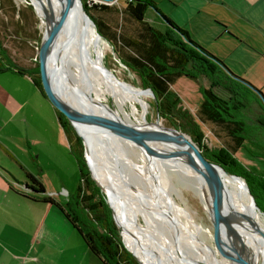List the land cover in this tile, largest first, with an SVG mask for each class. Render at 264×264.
Listing matches in <instances>:
<instances>
[{"label":"trees","instance_id":"16d2710c","mask_svg":"<svg viewBox=\"0 0 264 264\" xmlns=\"http://www.w3.org/2000/svg\"><path fill=\"white\" fill-rule=\"evenodd\" d=\"M82 1L97 31L113 46L119 60L140 77L144 89L153 91L159 118L185 134L208 160L244 178L257 206L264 213V171L249 170L233 161L247 141L246 124L240 117L242 108L248 105L257 108L261 115L259 124L264 131L263 93L196 43L186 29L159 9L154 0H110L115 2L109 4ZM120 4L123 7H119ZM26 11H31L34 19L37 18L30 2L21 7L15 0H0V72L12 71L31 77L48 99L41 82L38 58L35 66L28 68L19 62L8 45V42L19 44L15 38L38 39L40 47L42 38L37 28L30 34L27 31L29 19ZM182 77L196 81L204 79L209 84L201 86L203 99L197 109V117L173 89ZM57 114L72 151L77 153L81 181L66 203L52 196L43 197L42 202L56 207L70 221L87 249L102 264H140L124 246L106 195L91 176L81 138L68 118L59 110ZM199 121L222 134L225 138L221 148L223 152L206 150L201 146ZM27 179L28 189L32 192L46 193L40 178L29 173Z\"/></svg>","mask_w":264,"mask_h":264},{"label":"bare ground","instance_id":"6f19581e","mask_svg":"<svg viewBox=\"0 0 264 264\" xmlns=\"http://www.w3.org/2000/svg\"><path fill=\"white\" fill-rule=\"evenodd\" d=\"M32 1L45 27L59 12L64 2V0ZM53 46L54 60L52 62H55L50 69L54 71L53 83L55 88L62 95L77 101L89 117L100 118L104 123H115L121 126H146V116L149 110L147 104L148 92L119 80L114 73L105 67L103 58L106 53V42L102 36L98 35L95 24L90 19L88 20L83 17L79 2L74 3L72 9L65 17L55 37ZM69 76L74 78V85H70ZM71 89L74 90L71 91ZM93 94L97 95L96 105L93 104ZM100 96H103L105 99L112 97L114 104L117 106L115 113L119 117L120 115L123 117L116 120L104 115L103 100ZM128 106L131 107L130 111L127 109ZM139 114H141V118L138 117ZM149 128L155 130L153 126H149ZM81 132L93 154L95 163H92V169L96 166L103 171V178L108 182L110 193L115 198L113 205L123 220L124 240L129 249L143 264H169V261L168 257L157 253V246L154 242L157 241L160 235L159 231L155 230V227L149 228L155 230L152 239H147L141 235L139 230L142 227L140 222L141 217L144 218L147 226H158V228L160 225L166 226L179 246H189L187 242L189 240L192 241L194 243L192 246L196 248L200 256H207L206 259L200 258L207 260L209 264L211 262L212 264H225L226 261L223 259H215L212 256V251L200 240L196 239L197 237L191 232V229L188 231L187 228L181 227L165 210L162 209L160 211L161 205L159 203L158 206L157 204L154 206L149 205L148 194L142 191V193H138V191L134 190L131 183L135 182V178L133 179L128 173L129 171L130 173L132 172V168H140L131 163L132 160L127 154H122L124 153L122 148L124 147V142L134 144L132 141L108 132L99 134L82 130ZM143 140L150 148L161 153H187L183 144L171 136L156 134L144 137ZM95 144L101 147L103 151L95 146ZM114 146L120 157L116 156ZM151 158L157 164L162 159V161H168L177 170L183 171V174L193 182L195 189L207 202L210 214L218 227L219 234L225 239V242L232 246L235 263L249 264V261L250 264H255V262L261 264V261H257L256 259L264 260V253L258 246L261 245L264 249V216L254 206L244 180L235 178L224 169H217L221 182L227 192L225 203L233 210L242 225L247 228L246 230L251 233L252 236L249 238H245L233 226L228 217L222 214L220 204L213 192L206 170L193 166L173 155L164 157L158 154L151 155ZM124 165L129 166L130 170H125ZM159 212H162L161 215H157ZM156 216H163L166 218V221ZM222 231L228 234L230 238L224 237ZM140 246H144L147 252L153 253L154 256L150 257L148 255L149 260L143 259L136 253L137 248ZM250 248L252 249L251 253ZM177 253L179 252L177 251ZM195 261L198 263V260ZM195 261L194 263H196Z\"/></svg>","mask_w":264,"mask_h":264},{"label":"crops","instance_id":"0c3cea01","mask_svg":"<svg viewBox=\"0 0 264 264\" xmlns=\"http://www.w3.org/2000/svg\"><path fill=\"white\" fill-rule=\"evenodd\" d=\"M154 1L203 46L219 38L228 44L227 52L213 51L217 58L241 51L258 64L264 62V0ZM17 75L21 74L0 72V264H102L63 214L42 202L45 196L67 202L61 199V188L69 197L73 194L62 181L60 167L42 160L52 150L41 127L46 114L53 115L52 106L29 76ZM65 135L59 132L57 142L64 148ZM29 173L40 178L45 194L28 189Z\"/></svg>","mask_w":264,"mask_h":264},{"label":"rangeland","instance_id":"374dc122","mask_svg":"<svg viewBox=\"0 0 264 264\" xmlns=\"http://www.w3.org/2000/svg\"><path fill=\"white\" fill-rule=\"evenodd\" d=\"M15 1L17 2L18 6L21 7L29 4L30 2V0ZM90 1L94 3L95 0ZM107 2L114 3L115 1L108 0ZM119 7L123 6L120 4ZM25 14L29 19V23L26 24L29 34L30 32H33V29L37 28L38 35L42 38L45 30V25L42 23V18L39 13H36L37 18L35 19L31 11H26ZM15 40L18 41L17 43L19 44L15 45L11 42H8V45H10L13 52L16 53L19 62L28 68L35 66L39 53V46L37 42L38 39L34 41L32 39L21 40L19 38H15ZM194 41L200 44L198 41ZM105 42L107 46L106 53L103 58L105 67L112 73H114L119 80L125 81L135 88H141L145 90L142 86L140 77L137 74L133 73L126 65H124L117 57L113 46L108 41L105 40ZM200 45L214 55L216 54L213 51H218L217 49L219 48L224 50V46H228V44L223 43V40H221L220 38L217 39V42L215 41L211 44H206V46H203L202 44ZM228 49H225V51L227 52ZM240 52L241 51H232L230 54H225V56H222V58L220 59L225 61V65L232 72L244 77L245 80L249 81L253 85H258L256 87L258 89L262 88L261 91L264 93V83L261 81V79L264 78V62L258 64L257 59L251 56L244 55ZM17 76L23 78V76L21 75ZM68 80L70 85L75 84V80L72 76H69ZM208 85L209 84L204 79H202L201 81H196L187 77H182L174 84L173 89L179 94L182 101L190 109V111L197 117V109L203 99L201 86ZM73 90L74 89H71V91ZM41 98L46 100V103L50 104L53 109V115L46 114L45 124L43 122L41 123V127L45 132V135L50 138V143L52 146L51 152L42 156V160L46 165L52 164L53 166L60 167V174L63 183L67 185L66 187L69 193L74 194V192L77 191V188L81 181L79 167L77 165L76 159L77 153L75 151H72L73 149L70 146V141L66 133L65 136H67L66 138L68 140V146L64 148V146H60L57 144V142H59V132L65 131L61 127L58 118L55 117V114H57V110L55 109L53 104L42 94ZM100 98H102L103 100L102 105L104 115H107L108 117L116 120L120 117H123L122 115H120L119 117L115 113V109L117 106L114 104V99L112 97L105 99L103 96H100ZM96 99L97 95L93 94L92 100L94 102L93 104L95 105L97 102ZM147 104L149 106V110L146 116L147 123H155L159 115L154 105V95L149 92L147 96ZM127 109L130 111L131 107L128 106ZM138 117L141 118V114H139ZM240 117L244 119V122L246 124L245 137L247 138V141L245 145L235 154L233 161L243 165L246 169L255 170L259 173L263 172L264 131L262 130L258 119L261 117V115L258 112L257 108L253 107L252 105H248L247 107L241 109ZM159 121L161 125L170 127L167 125L165 119L160 118ZM199 123L201 128V146L206 150H220L221 152H223L221 148L225 143V138L222 136V134H218L216 132L217 129H214L209 125L203 124L200 121ZM124 143V147H122L124 153L122 154H127L128 157L132 160L131 163L140 168H132V172L130 173V167L124 165L125 170L129 171V173L127 171L128 175H131L133 179L135 178V182H132L131 186H133V188L135 187L134 189L138 191V193L142 191L148 194L149 205L154 206L155 204H157L158 206L159 203L161 205L160 211H162V209L165 210L177 221V223L181 227L185 229L187 228L188 231H190L191 229V232L197 237L196 239L200 240L212 251V256L215 259H223L224 261H226L225 264H235L232 246L225 242V239H223V237L219 234L218 227L210 214L207 202L195 189L193 182L188 177H186L185 174H183L184 172L177 170L175 166L168 161H162L163 159L161 161L159 160L158 164L154 163L151 155L145 154L139 147H137V145L129 144L128 142ZM49 145L50 144L46 143L45 150L49 149L47 148ZM95 146L97 145L95 144ZM97 147L102 150L101 147ZM114 150L116 156L120 157V154L116 151L115 146ZM226 157L229 156L226 155ZM93 173L104 184V186L110 193L109 184L103 178V171L100 168L94 166ZM50 175L54 178V175ZM61 192L62 200L70 199L69 194H65V192H63V188H61ZM161 213L162 212H159L157 215H161ZM262 214L264 216L263 212ZM156 217H159L160 219H164V221H166V218L163 216ZM140 222L142 224V227L139 229L140 233L147 239L153 238L155 230L159 231L160 236H157L158 239L154 242L157 246V253L163 254L164 256L168 257L169 264H209L207 260L201 259H206L207 256H200L196 248L192 246L194 244L192 241L189 240L187 242L189 246H179L174 239L171 231L166 226L160 225L159 228L158 226H147L143 217L140 218ZM68 223L69 226L72 227L70 221H68ZM152 227H155V230L149 229ZM222 234L224 237L230 238V236L228 234H225L223 231ZM137 249L138 250L136 253L145 260H149V256H154L153 253L147 252L144 246H140ZM177 251L179 253H177ZM183 257H185L186 261L183 259ZM195 260H198V263ZM256 260L261 261L260 263L264 264L263 259ZM194 261L196 263H194Z\"/></svg>","mask_w":264,"mask_h":264},{"label":"water","instance_id":"95a60500","mask_svg":"<svg viewBox=\"0 0 264 264\" xmlns=\"http://www.w3.org/2000/svg\"><path fill=\"white\" fill-rule=\"evenodd\" d=\"M75 2H79L81 4V10H82L83 17L88 20L90 19L95 24L93 19L90 17L86 7L84 6V3L82 0H64L59 12L48 22L47 26L45 27V30H44V33L41 39L39 53H38L41 82H42L43 89L48 99L50 100V102L53 104V106L57 110L62 112L68 118L71 125L75 129L76 133L81 138L83 142V146H84V157L89 167L91 176L95 180V182L101 187L103 192L105 193L106 199L112 211L114 220L116 224L118 225V227L120 228L122 236H123V225L124 224H123L122 217L117 213L116 208L113 205V200L115 198H112L111 194H109L104 184L100 182L94 175L93 169H92V163L93 164L95 163V161L93 160V154L81 130L88 131L94 134L108 132V133H111L117 136H121V137H124L132 141L134 144L137 145V147H139L147 155L154 156V155L161 154L164 157L173 155L175 157L181 158L182 160H185L186 162H188L189 164H192L193 166L203 168L208 173L209 179L212 184L213 192L218 200V203L220 204L222 214L228 217V219L233 224V226L237 230H239L245 238H249L250 236H252L251 233H249L246 230L247 228L242 225L240 220L234 214L233 210L229 206H227V204L225 203V197L227 196V192L217 172L218 168L219 169H224V168L208 160L203 155L200 148L196 144H194L180 130L161 125L159 121L160 120L159 116L155 123H147L146 126H139V125L138 126H121L115 123H104L103 121L100 120V118H94L93 116L89 117L84 112L83 107L77 101L72 100V98L65 97L64 95H62L61 92L58 91V89L55 88V85L53 83L54 71H51L50 69L55 62V61L52 62V60H54V56H53L54 40L65 17L70 12ZM30 3L35 8V5L32 0H30ZM98 35L101 36L99 32H98ZM145 90L154 95L151 89H145ZM149 126L150 127L153 126L155 130L149 128ZM156 134L171 136V137L178 139L185 147L184 149L186 150L187 153L186 154L174 153V152L161 153V152L154 150L153 148H150L147 144H145L143 138L148 137L150 135H156ZM228 173L234 176L235 178L244 180L242 177L238 175L232 174L230 172ZM245 184H246L248 193L252 197L254 206L259 209L255 201V198L252 195L251 190L246 181H245ZM115 187L119 188L117 186ZM123 243L126 249L130 253H132V255L135 257V259L140 264H143L142 261L139 258H137V256L129 249V247L127 246L124 240V236H123ZM258 246L264 253L263 247L261 245H258ZM251 250L252 249L250 248V252ZM183 259L186 261L185 257H183ZM248 263L250 264L249 261ZM255 264H259V263L255 262Z\"/></svg>","mask_w":264,"mask_h":264},{"label":"built area","instance_id":"2783aa9c","mask_svg":"<svg viewBox=\"0 0 264 264\" xmlns=\"http://www.w3.org/2000/svg\"><path fill=\"white\" fill-rule=\"evenodd\" d=\"M107 1H108V0H95L94 3L109 4Z\"/></svg>","mask_w":264,"mask_h":264}]
</instances>
